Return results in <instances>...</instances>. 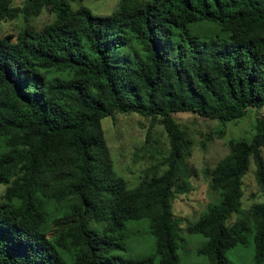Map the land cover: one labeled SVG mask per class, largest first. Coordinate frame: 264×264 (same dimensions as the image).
<instances>
[{
    "label": "trees",
    "instance_id": "trees-1",
    "mask_svg": "<svg viewBox=\"0 0 264 264\" xmlns=\"http://www.w3.org/2000/svg\"><path fill=\"white\" fill-rule=\"evenodd\" d=\"M0 0V264H178L176 196L193 191L194 141L179 113L227 123L264 109V0H118L107 15L67 0ZM50 23L31 24L42 13ZM147 121L150 163L132 188L113 169L101 122ZM203 175L219 193L186 227L197 254L227 264L252 235L264 262V119ZM166 137L161 144L154 132ZM223 132H216L221 137ZM254 165L261 201L242 208ZM145 220L153 256L124 260L126 223Z\"/></svg>",
    "mask_w": 264,
    "mask_h": 264
},
{
    "label": "rangeland",
    "instance_id": "rangeland-1",
    "mask_svg": "<svg viewBox=\"0 0 264 264\" xmlns=\"http://www.w3.org/2000/svg\"><path fill=\"white\" fill-rule=\"evenodd\" d=\"M73 8L84 5L93 13L107 15L111 13L118 0H67ZM16 4L19 1H15ZM52 20L51 14L42 13L32 21L37 30ZM20 27V22H7L0 27V37L15 35ZM264 119L263 111L250 110L246 116L238 121L221 123L202 119L191 113H179L175 120L189 131L193 141V151L190 163L196 168L198 175L193 180V191L186 195L176 196L172 204L173 215L180 218L177 254L178 264H206L207 258L197 254V249L207 241L201 235L189 234L186 227L195 222L202 214L207 212L212 205L218 204L219 193L210 190L207 179L203 175L206 167H213L219 160L227 155L228 143L231 140L249 141L253 134V123L256 113ZM107 147L110 151L113 169L117 176L123 178L129 188L134 187L143 177V170L151 168L160 160L156 159L147 163V160L137 159L136 155L147 154L140 148L145 143L147 121L131 115H115L102 122ZM154 132L161 144L166 145L167 140L160 127H155ZM216 132H223L221 137ZM136 154V155H135ZM254 165L251 164L248 173L243 178L242 208L248 209L251 204L261 201L259 189L254 179ZM0 186V194L4 191ZM125 232L128 238L125 241L126 250L116 251L121 259L135 260L142 257L153 256L155 252V239L149 233L148 222L145 220L126 223ZM254 246L252 235H248L246 245H237L226 252L227 264H253ZM153 264H157V260ZM264 264V262L262 263Z\"/></svg>",
    "mask_w": 264,
    "mask_h": 264
}]
</instances>
